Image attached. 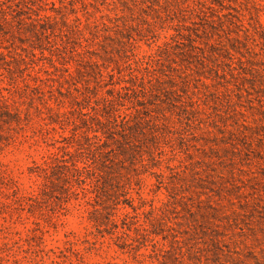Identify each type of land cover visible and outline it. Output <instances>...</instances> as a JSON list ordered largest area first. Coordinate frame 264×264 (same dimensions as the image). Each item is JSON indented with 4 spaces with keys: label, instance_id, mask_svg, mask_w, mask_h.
<instances>
[{
    "label": "trees",
    "instance_id": "obj_1",
    "mask_svg": "<svg viewBox=\"0 0 264 264\" xmlns=\"http://www.w3.org/2000/svg\"><path fill=\"white\" fill-rule=\"evenodd\" d=\"M23 143L28 189L1 161ZM72 209L83 234L45 249ZM108 244L264 264V0H0V264Z\"/></svg>",
    "mask_w": 264,
    "mask_h": 264
},
{
    "label": "rangeland",
    "instance_id": "obj_2",
    "mask_svg": "<svg viewBox=\"0 0 264 264\" xmlns=\"http://www.w3.org/2000/svg\"><path fill=\"white\" fill-rule=\"evenodd\" d=\"M5 153L1 156V161L8 167L15 178L19 180L22 188L28 189L32 185V182L29 179L27 167L31 165L33 159L37 160L39 158L38 153L29 148L28 143H23ZM47 222L45 223L44 232L41 237L44 239L45 249H52L54 251L62 249L66 234L75 232L81 235L88 226L85 214L77 212L75 209L61 215L58 219L52 218L47 220ZM35 239L37 240V238ZM29 252L30 249H28ZM33 254L34 252H32ZM37 254H42V252H37ZM87 260L92 264H124L122 256L110 244H108V247L104 246L103 248L91 250L87 253ZM30 264H51V259L46 258L43 261L36 258Z\"/></svg>",
    "mask_w": 264,
    "mask_h": 264
}]
</instances>
